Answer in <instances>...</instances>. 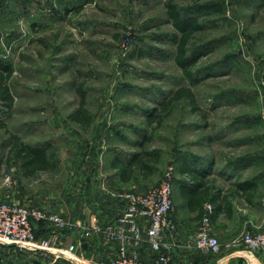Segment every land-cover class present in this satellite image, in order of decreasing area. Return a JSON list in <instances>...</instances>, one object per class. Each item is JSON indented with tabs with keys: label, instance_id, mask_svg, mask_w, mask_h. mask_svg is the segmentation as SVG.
Returning a JSON list of instances; mask_svg holds the SVG:
<instances>
[{
	"label": "rangeland",
	"instance_id": "obj_1",
	"mask_svg": "<svg viewBox=\"0 0 264 264\" xmlns=\"http://www.w3.org/2000/svg\"><path fill=\"white\" fill-rule=\"evenodd\" d=\"M165 1L0 0V58L12 66L14 96L12 108L0 103V126L25 142L49 144L58 160L52 171L24 176L0 129V201L64 213L74 185L95 183L97 168L108 180L113 151L129 155L148 136V148L161 159L150 177H136L124 190L158 186L193 152L209 150L221 162L263 149L264 0H174L202 25L188 44V53L198 56L196 82L174 61ZM79 86L91 116L86 129L68 119ZM180 86L192 89L204 116L180 100L153 129L147 113ZM230 126L231 150L216 142ZM34 230L37 236L52 227L36 222ZM34 252L0 242V264H51Z\"/></svg>",
	"mask_w": 264,
	"mask_h": 264
},
{
	"label": "crops",
	"instance_id": "obj_2",
	"mask_svg": "<svg viewBox=\"0 0 264 264\" xmlns=\"http://www.w3.org/2000/svg\"><path fill=\"white\" fill-rule=\"evenodd\" d=\"M233 127L223 128L222 137L216 140L217 143H227L225 148L230 150L231 146H234L230 142L235 133L228 134L227 131ZM239 144L241 145L240 142L238 146ZM262 150L258 154L243 151L244 155L221 162L213 159L209 150L203 154L193 152L188 159L183 157L184 155L178 159L173 168L171 194L175 232L165 237L166 242L170 244V264H264L260 252L249 251L242 245L223 247L217 254L204 253L184 246L187 234L200 226L199 209L202 206L210 207L208 213L212 232L221 242H230L244 229L253 232L259 229L263 218L264 193ZM113 153L114 156H120L115 150ZM129 156L130 154L120 157L127 159ZM112 159L109 161L112 175L108 180L107 176L97 168L91 176L98 177L95 183L74 185L75 189L69 191L71 195H67L63 201L65 209L64 213H60L63 217L78 224L89 214H96L99 223L105 224L116 216L119 205L111 193L123 189L124 185L139 176L136 174L129 182L121 181L117 169L110 166ZM259 163H262L261 169L258 168ZM200 182L203 183L202 186L199 185ZM143 226H146L145 222ZM51 227L52 231L45 234L37 232V238L55 237L57 244L67 245L78 242L77 237L81 235L78 226L73 231H65L54 225ZM115 249L116 245L107 242L103 234L92 233L82 239L81 244L76 246L75 252L82 259L95 262L111 258ZM34 253L46 256L52 260L51 264L57 262L51 253L45 254L40 251ZM140 257L145 264H150L156 255L148 248H141Z\"/></svg>",
	"mask_w": 264,
	"mask_h": 264
},
{
	"label": "built area",
	"instance_id": "obj_3",
	"mask_svg": "<svg viewBox=\"0 0 264 264\" xmlns=\"http://www.w3.org/2000/svg\"><path fill=\"white\" fill-rule=\"evenodd\" d=\"M264 160V147L262 150ZM173 168L170 167L158 186L145 192L116 190L111 193L119 205L116 216L100 224L96 214H89L78 224L59 213L28 208L14 201H0V242L24 249L51 253L54 259H63L70 264H145L140 249L148 248L156 257L150 264H170V244L165 240L173 235L175 224L172 218L171 199ZM263 218L257 231L244 229L230 242H221L212 232L206 206L200 218V226L187 234L184 246L204 253L217 254L223 247L242 245L249 251H258L264 258V193L262 197ZM44 222L65 231L81 230L78 242L57 244V238H37L34 223ZM145 222L146 226H143ZM92 233H101L107 242L116 245L114 255L107 260L87 261L75 252L82 239Z\"/></svg>",
	"mask_w": 264,
	"mask_h": 264
},
{
	"label": "trees",
	"instance_id": "obj_4",
	"mask_svg": "<svg viewBox=\"0 0 264 264\" xmlns=\"http://www.w3.org/2000/svg\"><path fill=\"white\" fill-rule=\"evenodd\" d=\"M166 18L174 27L175 32L170 34L171 42L175 45L174 61L181 69L182 74L190 82H196L193 67L197 62V53H188V44L194 33L202 29V25L197 21L196 17L182 14L174 0H166L164 3ZM78 10V9H77ZM68 9H66V12ZM13 69L10 63L0 58V103L5 109L12 108L14 104V96L9 86ZM80 100L76 109L68 115V119L81 128L86 129L91 121V116L85 107V96L82 88L77 87ZM184 100L187 102L190 112L204 116L201 114L196 96L192 89L188 86L178 87L171 95L166 97L159 105L152 108L147 113V123L154 129V124L160 125L165 117L172 111L173 105ZM8 136L5 144L9 145L8 153L14 155L19 162L22 173L26 177L33 176L38 171H52L57 167L58 160L49 144H31L25 142L20 135L0 126ZM150 137L136 142L138 147L136 151L130 154L127 159L120 156H114L110 162V166L117 169L118 177L123 182H129L134 179L135 175L142 179H146L153 174L154 166L159 163L161 155L156 150L148 148ZM199 185H203L200 182ZM124 190V189H119ZM190 201V199H189ZM200 218L205 212V208L200 207ZM63 260V259H62ZM65 262V260H64ZM54 264H63L58 260ZM65 264H70L65 262Z\"/></svg>",
	"mask_w": 264,
	"mask_h": 264
},
{
	"label": "water",
	"instance_id": "obj_5",
	"mask_svg": "<svg viewBox=\"0 0 264 264\" xmlns=\"http://www.w3.org/2000/svg\"><path fill=\"white\" fill-rule=\"evenodd\" d=\"M10 246H14V244H11Z\"/></svg>",
	"mask_w": 264,
	"mask_h": 264
}]
</instances>
